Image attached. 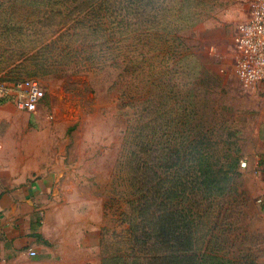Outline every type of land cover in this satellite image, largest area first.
Wrapping results in <instances>:
<instances>
[{"label":"rangeland","instance_id":"obj_1","mask_svg":"<svg viewBox=\"0 0 264 264\" xmlns=\"http://www.w3.org/2000/svg\"><path fill=\"white\" fill-rule=\"evenodd\" d=\"M79 1L0 0V77H33L45 90L34 113L14 108L2 119L0 138L7 144L8 155L28 161L52 178L41 215L44 234L20 249L16 264H111L107 255L131 257L137 249L122 215L129 196L124 163L126 122L119 91L125 74L122 46L67 39V44L51 49L70 55L60 66L20 56L31 45V37L52 36L55 30L58 35L78 33L79 28L38 30L28 25L51 15L46 10L60 11L63 17L62 12ZM250 13L251 0H186L182 16L188 26L179 33L182 44L177 48L189 54L184 63L189 75L199 71L198 81L184 89L187 111L192 103L196 106L192 122L193 117L205 125L211 121L213 126L207 127L214 128L212 140L219 155L229 146L240 156L230 194L219 205L214 245L238 262L264 264L261 181L243 163L258 145L259 118L254 109L260 99L236 72L237 38ZM52 17L59 19L56 14ZM170 19L177 20L176 15ZM82 33L94 36L101 32L82 29ZM111 55L118 58L110 59ZM186 114L190 118V112Z\"/></svg>","mask_w":264,"mask_h":264},{"label":"trees","instance_id":"obj_2","mask_svg":"<svg viewBox=\"0 0 264 264\" xmlns=\"http://www.w3.org/2000/svg\"><path fill=\"white\" fill-rule=\"evenodd\" d=\"M185 1L80 0L62 12L63 17L60 11L46 10L51 15L31 20L28 26L80 31L58 35L55 30L52 36L31 37V45L20 56L60 66L70 55L51 49L68 40L122 46L125 81L119 91L126 122L124 163L129 188L122 215L137 249L131 257L107 255L111 264L130 260L132 264H260L238 262L214 245L219 205L230 194L240 156L229 146L221 148L220 156L212 140L214 128L207 127L213 126L211 121L205 125L193 117L192 122V113L197 112L194 103L187 111L184 89L198 81L199 71H191V80L184 67L189 54L177 48L182 44L179 33L188 26L182 16ZM55 14L58 20L52 19ZM172 14L177 20L170 19ZM82 29L101 33L90 36Z\"/></svg>","mask_w":264,"mask_h":264},{"label":"crops","instance_id":"obj_3","mask_svg":"<svg viewBox=\"0 0 264 264\" xmlns=\"http://www.w3.org/2000/svg\"><path fill=\"white\" fill-rule=\"evenodd\" d=\"M250 91L260 99V105L254 109L259 118L255 129L258 145L253 156L243 163L252 167L260 178L264 210V83L250 84ZM14 108L22 111L10 100L1 102L0 122ZM23 160L8 155L7 144L0 138V264H16L20 249L31 243L33 237L44 234L40 229L41 215L52 188V178Z\"/></svg>","mask_w":264,"mask_h":264},{"label":"built area","instance_id":"obj_4","mask_svg":"<svg viewBox=\"0 0 264 264\" xmlns=\"http://www.w3.org/2000/svg\"><path fill=\"white\" fill-rule=\"evenodd\" d=\"M237 49L238 77L246 84L264 83V0H251V13L237 38ZM44 95L36 78H0V103L10 100L18 109L34 113Z\"/></svg>","mask_w":264,"mask_h":264}]
</instances>
